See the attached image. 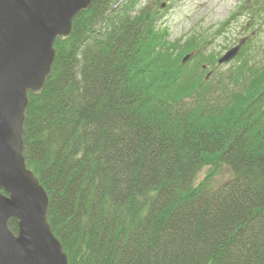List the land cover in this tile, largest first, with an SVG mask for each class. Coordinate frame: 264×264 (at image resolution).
<instances>
[{
    "label": "trees",
    "instance_id": "16d2710c",
    "mask_svg": "<svg viewBox=\"0 0 264 264\" xmlns=\"http://www.w3.org/2000/svg\"><path fill=\"white\" fill-rule=\"evenodd\" d=\"M149 1L92 0L29 94L50 228L67 264H264V64L206 77L212 56L170 42Z\"/></svg>",
    "mask_w": 264,
    "mask_h": 264
},
{
    "label": "water",
    "instance_id": "95a60500",
    "mask_svg": "<svg viewBox=\"0 0 264 264\" xmlns=\"http://www.w3.org/2000/svg\"><path fill=\"white\" fill-rule=\"evenodd\" d=\"M91 3L0 0V264H67L47 220L48 195L23 156L25 112L29 94L39 95L51 73L55 42L70 37L75 16ZM245 39L218 63L233 58Z\"/></svg>",
    "mask_w": 264,
    "mask_h": 264
},
{
    "label": "rangeland",
    "instance_id": "374dc122",
    "mask_svg": "<svg viewBox=\"0 0 264 264\" xmlns=\"http://www.w3.org/2000/svg\"><path fill=\"white\" fill-rule=\"evenodd\" d=\"M155 2L149 1L158 13L163 12L158 23L166 28L170 42L179 40L182 44L194 37L203 46L201 56H212L213 61L203 65L206 77L221 78L242 60L255 67L264 64V0H159V7ZM168 2H173L169 8ZM241 38L246 39L237 54L218 63ZM208 170L209 166L202 168L196 181H201ZM228 177V168L220 165L207 187L213 189Z\"/></svg>",
    "mask_w": 264,
    "mask_h": 264
}]
</instances>
